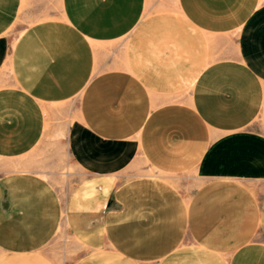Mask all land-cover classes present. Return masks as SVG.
<instances>
[{"label":"crops","instance_id":"crops-1","mask_svg":"<svg viewBox=\"0 0 264 264\" xmlns=\"http://www.w3.org/2000/svg\"><path fill=\"white\" fill-rule=\"evenodd\" d=\"M0 159V264H264V0H0Z\"/></svg>","mask_w":264,"mask_h":264},{"label":"rangeland","instance_id":"rangeland-1","mask_svg":"<svg viewBox=\"0 0 264 264\" xmlns=\"http://www.w3.org/2000/svg\"><path fill=\"white\" fill-rule=\"evenodd\" d=\"M127 37H124L123 39L119 40V47L118 48H111V51H113V53L115 52H119L120 50L124 49V43L126 41ZM117 50V51H114ZM54 151L58 152L59 157L56 159H49V158H44V159H37V163L39 161V165L40 166H45L46 170H55L57 171L61 176V179L63 182H66L67 180H69L70 178V172H74V166L70 163L69 161V157L67 154V149L64 143L61 144V146L59 147V145L57 144H50L45 147V154L54 157L52 154L54 153ZM51 157V158H52ZM6 162L4 160L0 159V166L1 165H5ZM73 179V177H72Z\"/></svg>","mask_w":264,"mask_h":264}]
</instances>
